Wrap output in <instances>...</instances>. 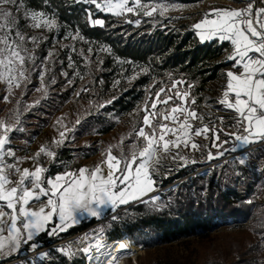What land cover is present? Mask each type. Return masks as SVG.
<instances>
[{"label":"snow or ice","instance_id":"1","mask_svg":"<svg viewBox=\"0 0 264 264\" xmlns=\"http://www.w3.org/2000/svg\"><path fill=\"white\" fill-rule=\"evenodd\" d=\"M76 2L94 5L98 11L117 17L126 14L154 17L157 13L163 17L169 8L174 7L165 3H145L142 0ZM87 15L90 26H105L103 19H92L94 14L91 10H87ZM22 21L29 22V28L46 29L49 32L59 27L54 17L42 10H32L26 0H0V80H3L8 88H19L22 84L26 86L30 83L31 73L39 71L43 87L37 91H43L46 97L47 85L44 84V79L49 72L47 62L55 53L49 51L37 69L35 50L47 37L26 35L21 30ZM126 22L139 26L141 19ZM193 28L197 30L201 42L218 38L219 41L230 42L232 45L228 60L234 63L232 68L226 71L227 83L217 103L237 114L235 131H225L223 128L208 125L194 128L190 121L202 122L204 114L186 106L188 92H176L175 98L185 106L178 104L172 107L162 118L165 121L171 119L172 123H178L179 127L172 128L161 123L160 135L157 138L152 117L158 115V105H168L174 99L173 95L161 98L166 91L161 88L155 93L151 107L148 108L146 104L144 108L143 126L136 134L137 139L143 138L146 142L142 149H137L134 144L130 154L125 155L121 148L118 157L112 154L110 147L105 159L92 169L84 166L77 171L66 170L54 176H46L49 167L40 163L41 155L48 158L49 165L54 163L57 157L56 149L66 142L68 133L74 131L75 126L82 121L77 119L73 128L65 127V130L59 131V139H54L51 145H43L33 156L26 157H17L15 150L10 147V134L23 130L19 128V115L16 117V127L0 121V256L3 259L17 257L25 250L35 252L41 246L36 242L41 234L46 233L51 237L66 232L70 227L81 223V217L85 214L91 218H100L105 208L114 212L118 206L127 205L132 201L160 206L158 196H149V193L156 190L155 178L160 174V167L166 160L182 161L181 167L188 164L187 157L181 155L179 149L183 146L199 150L197 143L190 142L191 135L207 138L211 133L212 147L216 149V153L213 155L209 150V160L223 157L225 152L240 151L241 155L236 158L238 165L243 166L248 162L249 156L245 150L252 144L264 142V0H248L242 8H211ZM65 39L89 43L80 34L79 29L75 35L70 33ZM28 44L34 47L30 50ZM63 47L70 48L72 53L77 52L74 44ZM100 52L110 53L111 49L100 46L95 54L98 56ZM87 53L88 55H85L82 48L79 50V55L85 61H89L94 49L88 47ZM99 63L102 64L103 60H99ZM74 67L75 61L70 54L68 68ZM62 75L67 78L68 72L64 71ZM51 83H56L54 78ZM68 83L72 84V81L69 80ZM180 83L182 81H176L173 88L167 91H174ZM81 91L87 92L88 88L85 87ZM80 94L77 93L78 96ZM3 99L7 101L8 96L5 95ZM114 99L116 97H113ZM39 103L37 100L35 104L26 107L31 110ZM111 103L112 100H109L99 107L105 108ZM191 104H195V99H192ZM178 113L180 115H177ZM61 119L56 123L60 124ZM220 121L222 124V117ZM146 127L152 129L151 134L145 131ZM169 133L176 138L166 139L165 136ZM221 133L231 138L230 148L224 147L229 140L221 141ZM115 147L119 148L121 145ZM24 160H32L33 168H21ZM145 197L148 199H144ZM112 219L116 220L117 217L113 216ZM103 235L104 229L100 228L91 235L84 234L79 239L80 248L73 249L69 243L58 251L68 256L82 252L86 257L92 258L93 252L99 253L106 247L100 239ZM126 247L125 243H119V250H125ZM48 256L49 253L45 252L34 258L25 257L21 264H36V261H43ZM117 260L118 256H111L107 264H117Z\"/></svg>","mask_w":264,"mask_h":264},{"label":"rangeland","instance_id":"2","mask_svg":"<svg viewBox=\"0 0 264 264\" xmlns=\"http://www.w3.org/2000/svg\"><path fill=\"white\" fill-rule=\"evenodd\" d=\"M142 2L174 5V7L169 8L165 12L163 17L159 13L152 17L151 22L153 26L161 25L163 27L169 25L183 31L184 29L180 25H186L187 28L193 30L195 36L199 39L197 30L193 28V25L203 19L211 8H242L248 0H142ZM97 12L100 11L96 9V12L93 14ZM129 15L126 14L121 16V18L126 21L131 20ZM133 16L135 19H141V22L145 18L142 15L139 17ZM92 19L97 18L93 15ZM27 23L29 22L22 21L21 25V30L26 35L47 37L40 44L39 48L35 50L36 68L39 69L49 51H53L55 54L47 62L49 72L44 79V84L47 85L46 97L43 91H37V89L43 87L39 79V71L31 73L30 83H27L26 86L22 84L19 88H8L6 83L0 80V121L16 127V117L19 115V128L23 129L22 131L16 130L10 134V147L15 150L17 157L33 156L41 146L46 144L51 145L54 139H59V131L65 130V127L73 128L77 119H80L82 123L76 125L74 131L68 133L66 142L56 149V161L49 165L48 158L41 155L40 163L48 167L53 166L55 169L61 170L57 173H63L66 170L77 171L80 167L84 166L89 169L94 168L105 159L110 147L112 154L118 157L121 154V148L125 155L130 154L134 144L137 149H142L146 142L143 138L137 139L136 134L143 126L144 108L146 104L148 108L151 107V103L155 99V93L160 91L161 88L166 90L161 98L173 95L174 99L168 105H158L156 110L158 115L152 117L157 138L160 135L159 124L164 123L172 128L179 127V124H173L171 119L165 121L162 118L163 115L170 112L172 107L178 104L185 106L179 99L175 98L176 92H188L189 97L186 106L190 109L194 108L198 113L204 114L202 122L190 121L194 128L208 125L209 127L223 128L225 131H235L236 116L229 109L217 103L220 98V91L224 89L227 81L226 71L228 68H232L233 61V63L226 65L228 67L224 66L220 70L219 76L209 81L204 89L197 94L193 93V85L186 83L184 79H173L167 83V80L153 78L148 84L138 85L137 88L142 89L143 93L135 106L129 111L116 115V113L107 112L106 107L100 108L99 105L109 100L113 101V97H117L126 87L132 85L136 78L144 72V69L129 62L121 63V61H118L117 65L112 69L104 68L103 64L99 63V60L103 59L102 54L104 52H100L98 56L95 54L100 46L94 44L79 45V48H76L77 52L72 53L70 48L63 47L64 45H73L72 41L57 39V29H54L52 32L46 29H32L27 26ZM27 47L31 50L34 46L28 44ZM88 47L94 49V54L90 57L89 61H85L79 55V50L81 48L84 49L85 55H88ZM231 52L232 50L230 49L226 50L218 60H228V55ZM70 54L75 61L74 68H68V56ZM64 71L68 72L67 78L62 75ZM5 75L7 74L5 73ZM53 78L56 81L55 84L51 83ZM69 80L72 81V84L68 83ZM117 81L119 83H116ZM176 81H182V83L178 84L174 91H167L173 88V84ZM85 87L88 88V91L82 92L81 90ZM77 93L81 94L78 96ZM5 95L8 96L7 101L3 99ZM65 97H67V100L61 106L56 107ZM192 99H195V104H191ZM37 100L40 103L32 107L31 110L26 107L35 104ZM177 115L180 114L178 113ZM98 116H104L107 123L109 120H113V128L105 133L96 132L80 135L79 130L86 118H92L90 120L92 124L91 129L93 131L96 130L93 118ZM221 117L223 118L222 124L220 121ZM180 118L182 120L183 116L181 115ZM58 119H61L60 124L56 123ZM145 131L148 134L152 133L151 128L146 127ZM165 138L175 139L176 137L169 133ZM220 140H229V143L224 145L225 148L232 146L231 138L223 133L220 134ZM191 141L200 146L199 150H194L190 147L184 148L183 146L179 149L180 154L187 157L189 161L187 165L196 166L194 171L189 173L188 176L197 173L202 174L204 176V183L206 184L212 170L215 169L217 176L223 173L225 175L222 184L235 185L236 181L240 183L249 181L251 183V193L246 202L250 203L251 206L248 218L245 221L232 222L228 220L221 222L213 230L198 232L195 235L170 243L157 244L150 247L134 242L133 238L125 232H122L124 236L121 238L111 241L107 239L104 242L105 245L114 242L112 247H117L119 243L128 244L131 242L141 246V249H139L134 257H122L121 264H264L263 143L250 145L245 150L249 156L248 162L240 166L236 160L241 155L240 151L235 153L225 152L223 157L212 160L207 159L209 150L213 155L216 153V149L212 147L213 140L211 133L208 134L207 138L191 135ZM121 142L123 143L121 144ZM117 145H121V147H115ZM90 147L95 148L96 151L87 156L86 153L89 152L88 148ZM193 160L196 162L191 163ZM181 163L183 162H173L171 160L164 162L163 166L160 167V174L155 178L156 190L149 193V196H158L160 198L159 192L166 189L169 185L159 187L157 185L159 179L171 175L175 169L181 168ZM33 166L34 162L32 160H24L20 165L21 168L26 167L30 169ZM13 179L15 180L16 177H13ZM180 180L177 179L170 185H176ZM144 199H148V197ZM138 202L132 201L127 205H120L114 212L110 208H105L103 216L96 218L95 222L85 228L89 227L90 232H94L100 228H103L105 231L104 219L112 218L117 211ZM90 218L85 214L82 216L81 221L89 220ZM69 236L61 238L56 243L60 244L57 246V252L50 255L55 262L63 254L58 249L69 244L67 240ZM142 237L144 236L141 235L138 238L141 239ZM56 244L38 247L35 252L22 251L17 258L3 263L0 262V264H21V261L25 257L34 258L39 253H48L49 247H54ZM75 256L82 257L84 264H107L108 259L104 255L86 259L79 252Z\"/></svg>","mask_w":264,"mask_h":264},{"label":"trees","instance_id":"3","mask_svg":"<svg viewBox=\"0 0 264 264\" xmlns=\"http://www.w3.org/2000/svg\"><path fill=\"white\" fill-rule=\"evenodd\" d=\"M32 10L45 11L54 17L59 25L56 37L65 39L71 33L75 35L79 29L80 34L89 43L79 40L72 43L78 49L79 45L107 46L110 53L104 52L103 67L112 69L121 61L129 62L144 69L132 85L119 94L105 109L116 115L131 110L142 96L143 90L138 85H145L153 78L171 82L173 79H184L193 85V93H200L205 85L219 76L220 70L231 64L227 59L218 60L230 48L229 42H221L216 38L201 42L193 30L186 25H180L184 30L166 26H153L152 17H145L139 26L127 23L121 17L112 14L97 12L95 18L105 21V26H90L87 10L96 12L93 5L77 3L76 0H26ZM131 20L135 19L129 15ZM165 22V21H163ZM116 63V64H115ZM67 97L56 106H61ZM92 118L83 122L80 135L91 133H105L114 126L113 120L105 122L104 116L93 118L94 128L91 129ZM87 156L93 154L95 148H88ZM195 165L183 166L175 169L171 175L159 179V187L168 186L159 192V205L154 207L148 203H135L117 211L112 218L104 219L105 233L100 239L103 242L121 238L122 232L133 238L134 242L150 247L157 244L170 243L198 232L213 230L221 222L245 221L250 214L251 204L246 202L251 193V183L238 182L235 185L222 184L224 173L217 176L213 169L207 183H204L202 174L188 176L194 171ZM61 170L49 167L46 176L54 175ZM222 172V171H221ZM262 172H264V164ZM181 179L176 185H170ZM223 185H226L223 187ZM122 207V206H121ZM96 218L83 220L72 226L68 231L49 237L41 234L37 241L41 246L47 247L56 244L61 238L77 233L95 222ZM143 235L141 239L140 237ZM148 237V238H146ZM129 244H133L129 242ZM56 244L49 247V256L36 264H84L82 257L61 254L55 262L50 255L57 252ZM22 252V251H21ZM18 257V256H17ZM2 259L1 263L13 260Z\"/></svg>","mask_w":264,"mask_h":264},{"label":"bare ground","instance_id":"4","mask_svg":"<svg viewBox=\"0 0 264 264\" xmlns=\"http://www.w3.org/2000/svg\"><path fill=\"white\" fill-rule=\"evenodd\" d=\"M113 243L114 242H111L110 244H106V247L103 248L98 253V256L104 255V256L108 257V259H110L111 256H114V255L115 256H118L117 264H121L122 257H124V256L134 257L138 253L139 249H141V246L140 245L129 244V243L126 244L125 243L127 245L126 249L125 250H119L118 246L117 247H112V244ZM86 259H90V258L86 257Z\"/></svg>","mask_w":264,"mask_h":264},{"label":"built area","instance_id":"5","mask_svg":"<svg viewBox=\"0 0 264 264\" xmlns=\"http://www.w3.org/2000/svg\"><path fill=\"white\" fill-rule=\"evenodd\" d=\"M261 143H263V145H264V142H260V144ZM99 230V229H98ZM98 230H96V231H94V232H90V228L88 227V228H85V229H83V230H81V231H79V232H77V233H75V234H73V235H71V236H69L68 238H67V240H68V242L69 243H71V245H72V248L73 249H77V248H80L81 247V245L79 244V239L81 238V237H83L84 236V234H93V233H95V232H97ZM105 232V231H104ZM105 235H106V233H105ZM79 253H81V254H83L82 252H79ZM84 255V254H83ZM85 256V255H84ZM86 257V256H85ZM92 257H98V253H93V255H92Z\"/></svg>","mask_w":264,"mask_h":264},{"label":"crops","instance_id":"6","mask_svg":"<svg viewBox=\"0 0 264 264\" xmlns=\"http://www.w3.org/2000/svg\"><path fill=\"white\" fill-rule=\"evenodd\" d=\"M216 39H218V38H216ZM218 40H219V39H218ZM229 44L231 45L230 42H229ZM229 49L232 50V45L230 46ZM233 62H234V61H233ZM233 62H232V63H233ZM226 67H228V66H226ZM223 68H224V67H223ZM229 69H231V68H228V70H229ZM234 70L237 71V72L240 71V69H234ZM226 83H227V81H226ZM225 85H226V84H225ZM223 90H224V89H223ZM223 90L220 91V98L222 97ZM220 98H219V99H220ZM225 108H226V107H225ZM230 111H231L232 114H234L235 116H237V114H236L234 111H232V110H230ZM81 218H82V217H81ZM6 234H7V233H5V235H6ZM2 259H3V257L0 256V260H2Z\"/></svg>","mask_w":264,"mask_h":264}]
</instances>
